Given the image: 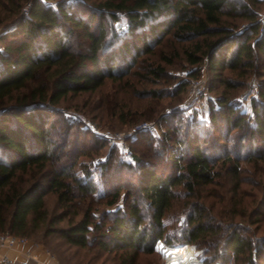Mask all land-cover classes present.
I'll use <instances>...</instances> for the list:
<instances>
[{
  "label": "trees",
  "instance_id": "obj_1",
  "mask_svg": "<svg viewBox=\"0 0 264 264\" xmlns=\"http://www.w3.org/2000/svg\"><path fill=\"white\" fill-rule=\"evenodd\" d=\"M51 1L0 0V41L11 40L0 51V237L9 234L31 240L48 223L44 201L47 193L56 195L59 207L68 211L75 190L82 195L93 190L89 182L70 172L75 166L71 153L60 164L59 144L53 140L56 126L50 118L62 99L95 92L107 80L121 81L138 59L153 54L154 47L167 35L183 43L204 39L185 50L187 61L195 66L205 62L209 71L218 75L227 70L253 69L254 51L264 55V31L258 33L253 14L246 15L250 33L258 35L252 37V42L246 32L237 34L223 22L225 16H235L233 10H226L230 0H96L99 3L86 10L88 14L67 1H54L52 7ZM25 6L26 13L22 11ZM120 15L127 26L123 35L108 31L106 24L111 28ZM15 18L11 28L1 27ZM78 37L84 44L75 48ZM163 72L160 66L151 70L155 77ZM224 83L229 85L228 81ZM209 109L208 125L212 129L218 122L216 112L227 115L228 133L243 128V118L233 103L219 100L217 110L213 106ZM254 115L253 133L264 138V105ZM72 127L73 123L66 121L63 135L67 136ZM210 137L207 129L192 126L187 144L182 141L185 146L178 148L174 160H170L176 173L161 174L151 164H139L138 188L151 208L148 226L133 203L124 211L111 213L105 231V224L95 223L90 210H85L78 222L69 221L66 228L58 230L60 237L69 246L85 248L88 235L100 231L105 240L98 246L101 250L121 251L128 257L124 264H135L140 253L151 254L159 241L171 246L165 237L164 219L172 206L173 189L183 186L193 194L196 189L212 185L216 177L214 162L222 156L229 174L237 178L240 155L232 158L221 151L222 155L215 158L214 152L199 145ZM247 149V161H264V146L253 153ZM26 175L34 180L21 187L27 184ZM117 199L118 193L114 192L108 204H115ZM196 210L197 217L188 218L192 225L187 233L190 243L216 233L213 226L205 224L199 206ZM63 219H54L53 223ZM226 246L228 253L242 257L246 264H264V239L253 245L234 232Z\"/></svg>",
  "mask_w": 264,
  "mask_h": 264
},
{
  "label": "rangeland",
  "instance_id": "obj_2",
  "mask_svg": "<svg viewBox=\"0 0 264 264\" xmlns=\"http://www.w3.org/2000/svg\"><path fill=\"white\" fill-rule=\"evenodd\" d=\"M54 1L77 5L85 14H88L86 10L99 3L96 0H53L50 6L55 5ZM230 2L226 10H233L232 15L235 16H225L223 22L237 34L246 32L247 36L255 38L258 35L250 33V24L246 19V15L253 14L259 25L258 33L262 34L264 0ZM22 11L28 12V6ZM118 17L119 20L112 23L111 28L105 23L108 31L123 35L127 28L126 20L121 15ZM16 21L17 18L1 27L11 28ZM203 40L183 43L167 35L154 47L153 54L141 56L129 75L121 81L107 80L95 92L68 95L53 109L50 119L56 126L53 140L59 144L57 154L61 157L60 164H64L71 153V162L75 166L70 172L93 187L85 195L75 190L72 208L68 211L59 207L53 193L45 196L48 223L31 240L49 249L56 264H124L128 257L121 251L101 250L98 246L99 241L105 240L100 231L88 235L87 247L78 248L67 245L58 230L66 228L69 221L78 222L83 212L90 210L95 223L105 224L102 228L105 231L110 214L124 211L133 203L140 208L144 224L148 226L151 208L138 188L139 164H151L161 174L176 173L170 160H174L173 154L178 148L187 144L186 136L194 125L198 130L205 128L211 132V137L199 145L209 149L210 153L214 152L215 158L220 157L221 151L229 153L232 158L240 155L237 178L233 179L229 174L228 164L221 161L222 156L214 162L216 177L212 185L196 189L193 194H189L183 186L173 189L172 206L164 219L165 237L171 246L159 241L151 254L140 253L135 264H165L159 245L169 249L191 248L200 264H246L242 257L236 258L227 252L229 236L235 232L253 245L264 239V161L250 162L244 158L249 154L247 148L253 153L257 147L264 146V138L253 133L252 129L254 113L264 105V55L254 51L253 69L227 70L218 75L211 73L205 62L195 66L187 61L185 50ZM9 42L11 40L0 41V48L3 50ZM76 42L75 48L84 44L80 37ZM157 66L164 70L159 77L151 74ZM192 74L197 77H192ZM197 97L205 101L207 107L206 113L199 117L188 112ZM219 100L234 104L243 118V128L228 133V117L220 112L215 113L218 117L216 127L212 129L208 125L209 108L213 106L217 110ZM66 121L73 123L67 136L63 135ZM122 142L130 147V157L124 154ZM29 176H24L27 184L21 187L33 182L34 179ZM67 181L73 182L72 179ZM114 192L118 193V199L115 204L109 205ZM198 206L205 217V224L213 226L216 233L190 243L187 233L192 225L188 218L197 217L194 212H197ZM57 218L64 219L53 223Z\"/></svg>",
  "mask_w": 264,
  "mask_h": 264
},
{
  "label": "crops",
  "instance_id": "obj_3",
  "mask_svg": "<svg viewBox=\"0 0 264 264\" xmlns=\"http://www.w3.org/2000/svg\"><path fill=\"white\" fill-rule=\"evenodd\" d=\"M26 240L25 244H17L12 249L0 247V258L6 255L17 264H56L48 250L32 240Z\"/></svg>",
  "mask_w": 264,
  "mask_h": 264
},
{
  "label": "built area",
  "instance_id": "obj_4",
  "mask_svg": "<svg viewBox=\"0 0 264 264\" xmlns=\"http://www.w3.org/2000/svg\"><path fill=\"white\" fill-rule=\"evenodd\" d=\"M0 51H2L1 48H0ZM206 110H207V107H206L205 101H201L200 98L197 97V99L194 101L192 106L189 108L188 112L190 114L196 113L198 116H202L203 114L206 113ZM121 147L124 150V154L127 157H130L131 150L128 144L125 142H122ZM26 241L27 240L24 238H19V237L11 236L9 234H5L0 237V247L6 248V249H12L17 244H25ZM0 264H17V263H15L13 260H11L8 256L5 255L0 258Z\"/></svg>",
  "mask_w": 264,
  "mask_h": 264
},
{
  "label": "bare ground",
  "instance_id": "obj_5",
  "mask_svg": "<svg viewBox=\"0 0 264 264\" xmlns=\"http://www.w3.org/2000/svg\"><path fill=\"white\" fill-rule=\"evenodd\" d=\"M165 264H200L191 248L178 247L169 249L163 245H159Z\"/></svg>",
  "mask_w": 264,
  "mask_h": 264
}]
</instances>
